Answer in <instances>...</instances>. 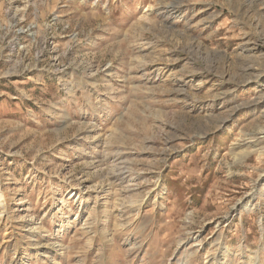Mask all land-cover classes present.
Segmentation results:
<instances>
[{"label":"rangeland","instance_id":"obj_1","mask_svg":"<svg viewBox=\"0 0 264 264\" xmlns=\"http://www.w3.org/2000/svg\"><path fill=\"white\" fill-rule=\"evenodd\" d=\"M0 197V264H264V0H0Z\"/></svg>","mask_w":264,"mask_h":264},{"label":"bare ground","instance_id":"obj_2","mask_svg":"<svg viewBox=\"0 0 264 264\" xmlns=\"http://www.w3.org/2000/svg\"><path fill=\"white\" fill-rule=\"evenodd\" d=\"M259 141V137L257 138V137H255L254 139H253V142L254 143H257ZM255 146H257V145H255ZM1 197H0V204H1ZM180 246H183V244H180Z\"/></svg>","mask_w":264,"mask_h":264}]
</instances>
